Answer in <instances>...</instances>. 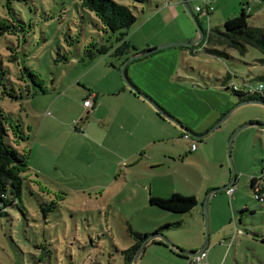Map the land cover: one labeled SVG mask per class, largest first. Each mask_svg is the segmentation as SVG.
I'll list each match as a JSON object with an SVG mask.
<instances>
[{"label": "rangeland", "instance_id": "obj_1", "mask_svg": "<svg viewBox=\"0 0 264 264\" xmlns=\"http://www.w3.org/2000/svg\"><path fill=\"white\" fill-rule=\"evenodd\" d=\"M117 1L129 5L136 16V21L128 29L127 37L132 34L133 37L144 36L145 29H151L157 39L174 32V23L167 18L164 9L148 21L146 27L140 29L143 20L154 14L163 0ZM236 2L237 8L233 15L240 12V2L239 0ZM250 6L252 13L249 23L264 26V0L251 1ZM205 20L206 18L200 20L202 28L207 26ZM0 22L4 23V30L0 32V65L4 69L0 83V106L20 122L24 136L23 140H16L11 125L6 141L26 155L33 145V155L29 162L28 158L26 159L30 170L24 174L30 173L35 169V165H38L42 171L50 173L55 183L62 187L59 189L64 191L61 193L57 188H49L51 192H47L40 185L32 183L26 175L21 192V203L8 206L7 213L0 214V264H43V262L45 264H121L122 259L117 248L124 249L133 243L127 234L126 225L130 224L134 230L145 232L135 228V226L144 227V222L139 217L142 201L147 202L146 210L157 212L153 213L157 215H153L152 220L159 218L162 221L154 223V226L151 224L149 231H146L149 234L160 231L166 223L179 221L178 227L166 228L160 232L172 243L180 246L174 242L175 239L182 240L196 222L203 224L205 232L203 212L206 186H203L202 192L197 190L200 175L194 170L178 165L176 166L178 170L170 171L168 176L163 175L158 186L155 187V192L165 196L170 195L173 189L197 195V206L191 213H173L151 205L148 198L145 201L144 194L138 191L139 189L131 190L133 195L131 201L123 200L124 195L115 194L116 192L111 188L104 190L105 197L96 198L101 183L105 185L109 174L101 173V170H98L99 166L98 169L96 168L95 162L103 161L102 149L93 140L79 143L76 148V146L70 147L69 138L66 139V157L58 156L56 152L58 149L50 150L43 147L42 134L38 137L39 143L32 142L38 136L36 122L45 110L53 111L54 114L56 110L61 112L60 121H64L67 125L63 123L58 125L64 135L68 133V127L73 129L74 122L70 114L76 109L80 98L78 91L80 82L76 83L77 79H81L80 73L94 68L88 73L94 76L115 68L122 78L120 56L116 57L108 52L98 55L92 62L81 59L84 49L91 41L107 45L115 44L117 33L104 30L94 13L83 9L79 0H12L9 7L6 5V0H0ZM214 25L212 23L213 27ZM185 41L188 40L174 42ZM172 47H176L179 52L183 50L179 45ZM191 48L192 50L187 49L190 55L188 59L178 62L180 65L178 73L186 78L188 84H197L201 87L205 86L207 81L212 85L219 76L221 77V73L229 71L234 74L232 82L240 87H243L244 82L250 89L257 88L260 82L264 86V80L259 79L264 72V63L260 61L264 55L256 48L249 46L244 55L230 49L228 50L230 57L227 59L209 55L203 45H195ZM23 66L31 68L41 78L46 87L44 94L27 95L26 82L19 78ZM29 88L33 89L34 86L29 83ZM4 91L12 94L21 93V97H9ZM231 95L234 97L233 102L227 103L223 110L224 116L228 115L227 118L204 137L207 139L204 146L207 162L204 167H200L205 185L219 183L221 179V168L219 169L216 164L218 158L215 150L218 146L220 151L222 148L224 170L228 173L231 171V164L227 144L232 133L249 122L264 124L263 104L251 102L236 106L238 99ZM57 96L60 99L51 106ZM79 100L81 101V98ZM232 127L236 128L230 132ZM178 129L180 130L179 127ZM51 130V134L59 135L57 129ZM183 140L182 145L187 148V143L190 141L184 138ZM192 141L200 146L198 139L193 138ZM230 157L236 176L235 200L226 193L225 189L213 195V206L218 211V215L213 217V222L221 224L228 219L229 225L233 226L230 218L234 216L240 230L227 236L231 242L228 245L230 255L226 264H264V241L261 240L264 237V201L256 200L257 188L254 189L250 185L251 178L256 177L258 183L264 186V126L249 125L240 129L232 138ZM190 161L196 163L197 160ZM58 163L59 168L54 169L53 165ZM188 165L190 166L189 163ZM184 177H190L193 182L185 181ZM50 199L58 203L55 208L45 210L47 215L45 218L41 207ZM106 199L108 202L110 200L112 207L114 205L113 211H110L108 216V223L110 222L112 226L111 231L106 228L104 213ZM244 206L254 211L241 213ZM239 215H243V220H238ZM207 224L209 230L208 215ZM173 263L175 262L171 264ZM176 263L189 264L186 259H177Z\"/></svg>", "mask_w": 264, "mask_h": 264}, {"label": "crops", "instance_id": "obj_2", "mask_svg": "<svg viewBox=\"0 0 264 264\" xmlns=\"http://www.w3.org/2000/svg\"><path fill=\"white\" fill-rule=\"evenodd\" d=\"M184 1L200 25L201 18H206L205 22H207V26L203 28V31H207L210 28L221 29L225 19L235 14L237 8L236 0H212L213 10L199 12L195 8L201 4L204 7L202 0ZM251 1L256 0H239L240 10L241 8H245L248 13H252ZM163 9L167 18L174 23V32H171L173 34L167 33V36L161 39H157L151 29L143 30L145 35L141 37H133L132 34L128 39L134 45L135 50L129 55L121 56L120 65H122L128 56L135 52L167 44V42L189 41L196 37L197 31L195 25L180 0L163 1L154 14L147 16L143 20V25L140 26V29L146 27V23L156 14L163 11ZM212 23L215 24V27L212 26ZM179 34L181 36H178ZM192 46L179 45L180 49H183L180 52L176 47L166 46L167 48L162 47L152 53L135 58L127 63L126 74L139 90L161 105L164 110L179 120L185 127L196 134H202L223 118L224 106L227 103L231 104L234 97L230 92L221 89L216 80L215 84L209 85L211 82L206 81L205 86L202 85L200 87L197 84H188L186 78L179 75L180 65L178 62L179 60L184 61L188 59L187 57L190 55L187 49L192 50ZM93 70L94 68H90V70L86 69L79 74L81 79L76 80L77 84L80 82V85H78L80 90L78 91L81 101L79 98L76 109L70 114L74 122L72 123L74 124L73 129L68 127L69 131H67L68 133L65 136L59 129L60 125H58L59 123L67 125L64 121H60L62 117L61 112L56 110L54 114L53 111L45 110V112L42 111V117L36 122L35 126L37 127L38 136L32 142L33 144L39 143L38 137L42 134L43 147L50 150L53 148L58 149L56 151L57 155L66 157V139L69 138V142H67L70 147L76 146V148L79 143L93 140L102 149L101 158L103 161L95 162L96 168L98 169L99 166L100 169L98 170H101V173L106 172L109 174L105 185L101 183V188L96 193V198L105 197L104 190L106 188L113 189L116 192L115 194L124 195L123 200L125 201L132 200L131 196L133 195L131 190L133 189H139L138 191L144 194L145 201L147 198L149 200L150 196L168 197L169 195L165 196L159 192H155V187L159 184L163 175L168 176L170 171L178 170L176 168L178 165L194 170V172L200 175L199 182L197 183V190L199 192L204 190L203 186H206L205 192H209L211 189L216 188V186H223L230 179L231 171L225 172L224 154L222 153V148L220 151L218 146L215 150L217 153L216 158H218L216 164L219 169L221 168V179L219 183L205 185L202 167L200 166L204 167L207 162L206 149H204L207 139H198L200 146L196 145L193 150L190 149L192 140H189V145L185 142L187 143V148H185L182 145L184 142L182 137L184 131L181 128L180 131L178 126L173 122L159 115L146 100L133 92L123 82L115 68L107 69L102 71L101 74H94V76L88 74ZM224 74L221 73V77ZM86 98H90L91 100L88 106L83 105V101ZM58 99L60 97H55L51 106ZM30 128L32 129L33 126ZM234 128L236 127H232L230 132ZM51 129H57L56 132L59 135L51 134ZM32 150L33 145L27 151L28 162L33 155ZM193 159L197 160L196 163H194L195 161H190ZM53 166L54 169H57L59 168V163ZM34 168L33 171L26 174L32 183L35 182L47 192H51L49 188H62L58 183H55L54 179L49 175L50 173L42 171L38 165H35ZM28 170H30L29 166H27L26 171ZM26 175L24 174L25 177ZM184 180L193 182L190 177H184ZM255 186L256 188L258 186L264 188L258 181ZM57 191L64 193L61 189ZM175 192L183 195L197 196L195 193L184 192L179 189L171 190L170 195ZM215 193L209 195L207 202L210 229L208 230V243L205 249L206 257L204 260L207 264H226L227 257L230 255L228 245L231 242L227 239V236L232 232L238 233L240 230H238L234 216L230 218L233 226L229 225L228 219H225L226 221H223L221 224L213 222V217L218 215L217 209L213 206V195ZM231 198L235 200L234 191ZM106 200L107 203L104 211L106 228L111 231L112 226L109 224L110 222L108 223V216L109 212L113 211L114 205L112 207L110 200L109 202L108 199ZM141 208L142 210H139V217L144 222V227L135 226V228L146 232L149 231L151 224L162 222L159 218L152 220L153 215H157L153 213L157 212L146 210L147 202L142 201ZM243 209L254 211L247 206H244ZM242 216L239 215V221L243 220ZM204 240L205 232L203 224L196 222L193 229L189 231V234L185 235L182 240L175 239L174 242L183 248L196 250L200 248ZM177 259H186L191 264L190 257L178 256L162 244L148 243L140 253L136 264H171L172 262H175L173 264H177ZM234 259L236 262V252Z\"/></svg>", "mask_w": 264, "mask_h": 264}, {"label": "trees", "instance_id": "obj_3", "mask_svg": "<svg viewBox=\"0 0 264 264\" xmlns=\"http://www.w3.org/2000/svg\"><path fill=\"white\" fill-rule=\"evenodd\" d=\"M11 1L12 0H6V5L8 7ZM79 1L83 9L94 13L104 30L117 33L115 44L107 45L98 43L97 41H91L84 49L83 56L81 57L82 60L92 62L98 55L108 52H111L112 55L116 57H121L129 55L135 50L134 45L127 37L129 27L136 21V16L129 5L120 3L117 0ZM136 1L143 2L144 0ZM249 17L250 13H248L245 8H241L237 15L225 19L221 29L210 28L207 31H203L204 37L196 45H203V48L209 55L225 59L230 57L228 50L234 49L241 55H244L249 46L256 48L264 55V26L250 24ZM3 26L4 23L0 22V32L4 30ZM260 61L264 63V57L261 58ZM21 69L22 71L19 78L26 82L25 91L27 95H34L36 93L44 94L46 92V87L41 78L27 66H23ZM3 76L4 69L0 65V83ZM233 76L234 74L227 71L222 77L216 80V83H218L221 89L236 96L238 102L246 99H259L264 101V86L261 82L258 84L257 88L250 89L245 82L243 83V87H240L232 82ZM259 79L264 80V72L259 76ZM29 83L34 86L33 89L29 88ZM4 93L12 98L21 97V93L12 94L6 91H4ZM11 125L13 126V131L17 138L16 140H23L24 136L22 134L20 122L11 117L10 114L0 106V214H6L8 206L19 205L21 203L23 181L26 178L24 172L27 170V155L25 152L19 151L13 144L6 141V136L10 131ZM234 182L232 184L233 186ZM256 183L257 178L252 177L250 183L251 187L256 189ZM258 189L264 190L261 186H258ZM57 203L58 202L54 199L45 202L44 206L41 207L45 218L47 216L45 210L55 208ZM149 203L169 212L184 214L190 212L197 206V199L193 195H183L175 192L165 198L150 196ZM243 211L253 212L248 209H242L240 212L242 213ZM179 225V221L166 223L162 226L160 231L163 232L166 228H174ZM126 231L133 243L124 249L117 248L122 259L121 264H130L138 246L144 239L151 235L147 232L134 230L130 224L126 225ZM160 231H154L152 234H163ZM261 240L264 241V237H262ZM148 243H159L168 247L159 238H153ZM170 250L178 256L186 257L176 253L172 249ZM43 264L45 263L43 262Z\"/></svg>", "mask_w": 264, "mask_h": 264}, {"label": "water", "instance_id": "obj_4", "mask_svg": "<svg viewBox=\"0 0 264 264\" xmlns=\"http://www.w3.org/2000/svg\"><path fill=\"white\" fill-rule=\"evenodd\" d=\"M182 2V4L184 5V8L188 14V16L191 18V20L193 21L196 31H197V35L194 39L189 40V41H185V42H172V43H167V44H162L160 46L157 47H153V48H148L145 50H141L138 52H135L133 54H131L130 56H128L124 62L122 63L120 69H121V74H122V78L123 81L125 82V84L133 91L135 92L137 95H139L140 97H142L144 100H146L151 106H153V108L165 119L173 122L176 126H178L179 128H181L184 132L188 133L192 138L194 139H201L204 138L205 136H207L210 132H212L214 129H216L222 122V120L226 117L223 116V118H221L218 122H216L213 126H211L208 130H206L205 132H203L202 134H196L194 132H192L190 129H188L187 127H185L179 120H177L175 117H173L172 115H170L166 110H164L159 104H157L153 99H151L149 96H147L145 93H143L141 90H139L127 77L126 74V65L129 61L135 59V58H139L141 56L147 55L149 53H152L162 47H166V46H172V45H188V46H192V45H196L197 43H199L203 37H204V32H203V28L202 26L199 24V22L195 19L194 14L189 10V8L187 7V4L184 0H180ZM260 103L264 105V101L259 100V99H246L240 102H237L236 106L241 105V104H245V103ZM249 125H258V126H264L263 123H259V122H249L246 123L242 126H240L239 128H237L232 135L230 136L229 140H228V157L230 160V164H231V176L229 181L224 184L223 186L220 187H216L211 189L209 192H207L206 194V200L204 201V212H203V218L205 221V240L204 243L200 246V248L196 249V250H189L186 248H183L181 246H178L174 243H172L165 235L163 234H151L149 235L146 239H144L141 244L138 246V248L136 249L132 261L130 264H136L137 259L140 255V253L142 252V250L144 249L145 245L153 238H159L160 240H162L170 249H172L173 251H175L176 253L183 255V256H187V257H191L193 255H196L198 253H200L201 251L205 250L207 247V243H208V224H207V199L209 197V195L211 193L217 192V191H221L222 189H225L226 187L230 186L233 184V182L235 181V170L233 168L232 162H231V157H230V145H231V141L233 136L243 127L245 126H249Z\"/></svg>", "mask_w": 264, "mask_h": 264}, {"label": "built area", "instance_id": "obj_5", "mask_svg": "<svg viewBox=\"0 0 264 264\" xmlns=\"http://www.w3.org/2000/svg\"><path fill=\"white\" fill-rule=\"evenodd\" d=\"M204 3V7L201 5H197L195 10L196 11H205V12H209L211 10H213V5H212V0H202ZM90 98H86L83 101V105L84 106H88L90 104ZM184 139L187 140H192L193 138L186 132L183 133L182 136ZM196 144L192 141L190 144V149L193 150L195 149ZM226 193H228L230 196L232 195L233 191H234V186L230 185L228 187L225 188ZM255 198L258 199L259 201H263L264 200V190H259L258 188L256 189V193H255ZM206 257V251L203 250L200 253L191 256V264H207L204 260V258Z\"/></svg>", "mask_w": 264, "mask_h": 264}]
</instances>
